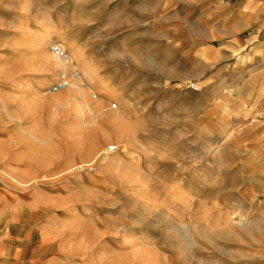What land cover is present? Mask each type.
<instances>
[{"label": "rangeland", "instance_id": "1", "mask_svg": "<svg viewBox=\"0 0 264 264\" xmlns=\"http://www.w3.org/2000/svg\"><path fill=\"white\" fill-rule=\"evenodd\" d=\"M241 4L0 0V264H264V133L236 88L259 37L211 48ZM53 43L78 88L50 90Z\"/></svg>", "mask_w": 264, "mask_h": 264}, {"label": "crops", "instance_id": "2", "mask_svg": "<svg viewBox=\"0 0 264 264\" xmlns=\"http://www.w3.org/2000/svg\"><path fill=\"white\" fill-rule=\"evenodd\" d=\"M249 1L251 0H241L242 4L237 11L225 5L220 13L211 16V48L214 42L224 40L228 42L225 47L227 52L223 51L224 54H231L230 49H234L235 46L247 49L251 45L249 39L246 37L240 38L239 35L249 29L257 31L250 36V39L259 37L257 41L253 42L252 53L261 54V58L259 57L257 64L254 65L248 64L247 60L244 62L245 64H239L240 71L248 74V76H245L248 80L246 79L242 86L236 88L241 89L238 96L239 104L247 109L248 115L253 116V118L250 117L246 121L244 120L247 122L246 127L249 130H257L259 134L264 133V4L263 0H253L256 11L254 14L247 15L242 10L243 6ZM217 5L219 8L221 7V4ZM230 10L235 11L234 16H228ZM4 248L6 247H3L0 243V254L5 250ZM6 256L9 257V254L7 253Z\"/></svg>", "mask_w": 264, "mask_h": 264}, {"label": "built area", "instance_id": "3", "mask_svg": "<svg viewBox=\"0 0 264 264\" xmlns=\"http://www.w3.org/2000/svg\"><path fill=\"white\" fill-rule=\"evenodd\" d=\"M50 53L54 56L55 59H57L60 62L68 63L70 64V57L67 53V51L59 44L53 43L49 48ZM72 63V62H71ZM71 74H60L58 76V80L53 84V86L50 88L52 92L62 91L65 90L71 81V78L76 77L77 74L75 71H71Z\"/></svg>", "mask_w": 264, "mask_h": 264}, {"label": "bare ground", "instance_id": "4", "mask_svg": "<svg viewBox=\"0 0 264 264\" xmlns=\"http://www.w3.org/2000/svg\"><path fill=\"white\" fill-rule=\"evenodd\" d=\"M50 55H51V53H50ZM47 56H48V54H47ZM52 56V58L57 62V65H59V67H61V70H62V72H60V74H71L70 72L71 71H75V73L77 74V76L76 77H72L71 78V81H70V83H69V86L66 88V89H73V88H78V84H80V83H82V79H81V77H80V75H79V73H78V71H77V69H75L74 67H72V61L70 62V64H68V63H63V62H60V61H58L57 59H55L54 58V56L53 55H51ZM51 56H50V58H51ZM49 58V57H48ZM50 58H49V60H50ZM47 59V58H46ZM48 60V61H49ZM47 64V63H46ZM67 66H69L71 69H70V71H68V67ZM76 79V80H75ZM75 80V81H74ZM74 81V82H73ZM73 82V83H72ZM65 89V90H66ZM75 92V91H74ZM116 127L119 129V130H122V127H120V124L119 123H117L116 124ZM128 130V129H127ZM130 132V131H129ZM131 135V134H130ZM21 140V139H20ZM3 160V159H2ZM7 254V253H6ZM9 254V253H8ZM6 257H8V256H6Z\"/></svg>", "mask_w": 264, "mask_h": 264}]
</instances>
